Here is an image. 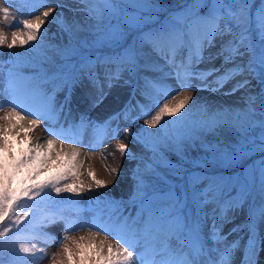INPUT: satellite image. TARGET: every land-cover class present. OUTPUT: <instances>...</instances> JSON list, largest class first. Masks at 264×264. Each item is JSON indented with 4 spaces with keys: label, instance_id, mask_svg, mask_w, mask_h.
Masks as SVG:
<instances>
[{
    "label": "snow or ice",
    "instance_id": "1",
    "mask_svg": "<svg viewBox=\"0 0 264 264\" xmlns=\"http://www.w3.org/2000/svg\"><path fill=\"white\" fill-rule=\"evenodd\" d=\"M108 2L110 4V0ZM4 3L8 6H0V24L10 29H17L11 31L10 41L8 33L0 29V47L6 46L8 49L17 45L28 46L31 42L37 41L41 36L42 25L55 10L54 7H49L34 20L13 18L10 22L13 9L17 13L22 11L16 6L21 3V0H4ZM241 4L243 5V0ZM60 6L56 5V7ZM210 7L211 11L207 15L203 14L202 9L199 14L174 17L167 26L159 29L141 30L137 37L138 45L133 43L124 50L122 55L105 61V77L109 87L112 86L113 81L120 80L125 72L129 73L131 78L140 71L147 72L158 68L159 65L155 61L141 63L148 53L163 60L179 81L190 80L193 77L207 80L209 76H215L214 83L223 87L224 84L240 76L244 79L236 81L233 91L247 87L251 82L250 78L256 72L257 51L249 40V26L244 16V7L233 8L231 5H226L223 0H216ZM60 23L62 29L69 33L76 30L75 24L63 20ZM141 23L143 18L130 21L127 26L138 28ZM256 28L257 34L262 38L258 57L260 70L258 78L264 84V12L257 17ZM110 35L116 39L123 36V33L117 32ZM218 40L221 41L219 46H217ZM145 48L148 52L144 51ZM181 53L183 56L178 60L177 57ZM206 53L209 62L220 60V67L199 70L196 66L205 60ZM61 54L67 55L66 52ZM99 64L98 61L97 65ZM86 72L88 78L95 83L96 66H87ZM37 75L41 74L38 72ZM53 76L58 81V85L68 87L65 101L70 102L72 86L79 82L80 76L75 72L63 71L53 72ZM47 79V72L43 73L40 82L33 81L27 84L20 83L18 77H13L11 86L13 98L7 104L0 102V110L10 107L9 111L0 116V251L4 245L2 238L12 231L13 226L21 225L30 214H33L31 209L38 203L37 198L43 199L48 196L49 190L55 192L57 196L64 192L79 195L85 190L83 183L77 187L74 182H68L70 179L74 181L80 175L79 168L83 166V163L77 160L78 152L68 153L63 148L57 150L52 139L41 144L39 141L33 143L29 136H25L23 141L16 140V137L12 136V130L17 126L21 131L30 132L39 126L40 120L49 118L53 110V100L50 95L41 91V82ZM181 87H190V85L181 83ZM140 91L146 98H152L153 93H156L164 96L166 101L169 97L171 99L162 104L158 101L156 104L158 110L150 119L144 120L147 128L157 129V132L147 133L146 129L143 130L146 135L155 139L151 142L152 156L142 166L143 171L136 173L133 202L138 201L140 204L137 216L123 219L118 217L111 224H80L79 227L96 228L97 231L88 237L79 238L80 241L88 240L87 244L73 240L75 251L66 242L62 243V252L53 254L51 264H76L74 257H78L79 264H132V257L138 245L143 248V252L138 254L143 264H209L207 260L202 259L205 254L204 245L195 243L186 236L185 226L180 216L168 211L169 208L174 209L180 203V194L173 184L179 181L185 186V193L191 194L199 211L204 212L207 205H213L211 209L212 236L219 237L217 219L221 222L227 221L229 211L242 206L240 200L234 199L230 194L226 196V189L231 184V178L226 181L222 176L208 175L207 155L203 158H189L186 155L187 148L196 150V142L192 141L188 144L185 139L177 138L169 130L170 124L181 123L182 110L191 101V95L185 94L182 98H178L175 93H169L167 87L155 77L151 79L146 77ZM24 97H28L29 102H25ZM101 99L102 97H98V102ZM249 100L254 102L252 97H249ZM140 108V115L145 114L147 106L143 105ZM131 112L132 109L126 105L122 112L116 114L115 119H119L121 115L125 119L139 118V115L132 116ZM28 116H34L36 119L30 120L27 125L21 124L20 122ZM166 117H176V120H166ZM105 123L108 124L109 121ZM114 131L118 132L119 128ZM19 135L20 133L17 132L16 136ZM49 135H59V133L49 131ZM187 139L190 140L191 137ZM16 143L22 144L19 150L15 147ZM258 146L264 153V135L261 136ZM166 149L177 156L176 161L168 158ZM199 150L205 154L211 153L212 159H215L217 164L231 166L240 158L242 152L246 153L250 149L244 145L241 151H229L210 143H200ZM118 151L122 155L126 154L127 145L120 143ZM111 171L116 172V169ZM259 172L264 182V158L260 160ZM88 175L97 186H104L103 181L96 179L94 172L89 170ZM149 176L166 186V191L160 192V196L166 199L157 200L154 196L148 195L146 191L148 184L145 180ZM170 178H172L171 183ZM91 187V184L87 185L88 190H91ZM30 201L33 203L28 205ZM161 204L164 207H160ZM25 205H28L27 210L17 215L18 209ZM208 215V212H204L205 219ZM51 222H55V219L53 218ZM261 223H264V203L260 206L259 217L257 218L254 213L250 214L246 225L249 237L245 248L244 264H257L256 257L259 251L264 250V237H260L257 233L258 225ZM74 226L66 224L65 233L72 230ZM101 232L105 234V239L96 243L95 237ZM109 235L116 240L115 245L107 241ZM68 239L70 237L67 235L62 237V241ZM18 248L20 253L33 256L38 251L34 245L29 247L25 243L19 244ZM230 254V248H226L218 259L211 261V264H230L227 259ZM18 261L23 264L20 257L11 261L10 264H18ZM0 264H3L2 260Z\"/></svg>",
    "mask_w": 264,
    "mask_h": 264
},
{
    "label": "rangeland",
    "instance_id": "2",
    "mask_svg": "<svg viewBox=\"0 0 264 264\" xmlns=\"http://www.w3.org/2000/svg\"><path fill=\"white\" fill-rule=\"evenodd\" d=\"M21 0L16 6L22 10H28L30 4V19L36 13V9L42 4H56L61 5L56 7L51 15L45 20L42 25L41 36L35 42H31L30 45L20 47L15 46L12 49L5 47H0V65L8 67L12 65V59L14 57L22 60V64L29 65L30 67L45 68L52 64L56 59L61 57V53L70 47H73L80 43H85L92 40L91 43L100 44L107 43L111 45L112 43H120L124 40L128 33L131 32L130 27L127 26L128 22L137 20L138 17L134 14L123 12L127 8L126 6L135 4L139 2L143 7L145 6H157V9L161 8V4L167 0ZM129 3H128V2ZM216 0L209 1L208 5H212ZM226 5H231L233 8L244 7V16L247 19L249 26V40L254 45L257 51V61H256V72L253 77L250 78V84L245 88H240L233 91L234 85L237 80H242L244 77H236V79L229 81L224 84L223 87L217 86L215 83V78L208 77L207 80L197 79L195 77L190 80L179 81L176 79L175 74L172 73L171 69L163 68L158 70V74L155 78L159 79L168 89L169 93H175L178 98H182L185 94H190L192 99L185 109L182 110V121L180 124L169 125V130L171 133L177 136V138L185 139L186 143L191 144L192 141L196 142V150L189 147L187 148L186 155L189 158L194 157H205L208 156L209 164L208 166H214L215 168H220V170H226L231 168L227 164H217L215 159H212L211 153L205 154L199 150V144H212L219 148L225 150L232 149L236 151H241L244 145H247L250 149L246 153H241L239 159L232 166L237 165V163L243 159L254 157L258 159V155H264L259 149V141L262 135H264V84L260 82L259 77V51L261 48L262 38L257 34L256 20L260 13L264 12V0H243V5L241 0H223ZM138 4V3H136ZM160 4V5H159ZM205 5V3H201ZM125 7V8H124ZM211 8V7H210ZM14 10V9H13ZM17 13V12H16ZM19 15V13H17ZM26 14H29L26 12ZM24 18V15H20ZM67 21L70 24L76 25V30L73 33H69L62 29L61 21ZM108 25H111L108 27ZM108 27V28H106ZM0 29L6 31L9 35V41L11 40V30L0 24ZM238 31V29H234ZM104 32H107L103 38H99ZM122 32L123 36L113 39L110 34ZM221 41H217V46ZM87 44V43H85ZM215 51V49H212ZM12 54V56H11ZM10 57V58H9ZM205 60L198 64V69L201 71L209 70L211 65H217L220 67L221 61L214 60L209 62L207 59V54ZM12 58V59H11ZM9 63H7V62ZM153 62V60H151ZM214 66V67H215ZM167 67V66H166ZM230 67V65H229ZM31 74H37V71L31 70ZM171 73V74H170ZM133 76L130 78L129 73H124L122 76L123 81H119V84L124 82V98L123 92L120 85H117L113 90L107 91V95L97 103L90 104L89 101L80 100L79 106L84 107L85 111L90 112L92 115L96 113L103 114L106 113L111 115L113 113V108L119 101V108L123 105L125 106L130 98L133 97V91L126 89L128 84H131ZM127 81V83L125 82ZM116 82L112 83L115 84ZM181 83L185 85H190V87H181ZM42 87V86H41ZM49 91V89H46ZM45 90V91H46ZM118 92V93H115ZM56 97V95H55ZM144 97V96H143ZM249 97L254 98V102H250ZM122 98V99H121ZM148 103H139L136 101V106L140 109V106L146 105L147 111L145 114L140 115L138 113V119L129 120V137L126 143L128 151L126 154L122 155L118 151L119 145H110L109 150L104 151L103 148L106 145L102 140V133H99V128L94 129V131L89 134L83 129L75 128L76 131L81 132L83 135H79L77 132H73L70 124L65 122H59L60 127L52 128V120L54 118L53 112L49 114L48 119H42L33 131L25 132L21 131L19 126L12 130L15 137L16 133H23L24 136L31 137L33 139H41V142L45 144L48 140L45 137L47 131H43V127L49 126V129H55L58 132L63 133V139L54 140L55 149L63 148L65 152L71 153L73 151L78 152L79 155L77 160L83 163V166L79 168L80 175L74 181L70 179L68 182H74L77 187L81 183L85 185V190L79 194L71 193H61L59 196L55 192L49 190V195L43 199L37 198V207L40 205H59L63 204L60 209L61 213H57L54 210L50 214L35 216L34 213L30 214V223L28 218L21 223L19 226H13L12 231L4 238V245L2 251H0V260L3 264H10L11 261L17 257L22 258L23 264H51V257L54 253L62 252V243H67L75 251V245L73 240L78 241L83 244H87L88 240L80 241L81 236L88 237L91 233H95L96 228L79 227L80 224L91 225L93 223L98 224H111L114 223L116 218H135L138 213V208L122 212L115 206L113 200H122L129 198L133 195L136 173L143 171V165L147 163L149 157L152 156L151 152V142L155 137H150L144 133L146 129L147 133H155L157 129L147 128L144 125L145 119H150L157 109L156 104L159 101L161 104L163 102H169L165 100L164 96L153 94L152 98L144 97ZM25 102H28V97H24ZM106 101L104 102V100ZM57 99L53 101V105L56 106ZM104 102V103H103ZM109 102V103H108ZM103 103V105H102ZM108 103V104H107ZM4 114L0 113V116ZM34 118V116H30ZM166 120H176V117H166ZM32 120V119H30ZM28 120L21 121V124L27 125ZM42 122L46 123L42 126ZM119 132L120 129H119ZM118 134H121L119 133ZM191 137V139H187ZM108 139H113L114 135H107ZM67 139H71L74 143L67 142ZM66 144V145H65ZM233 146V147H230ZM167 156L173 161L177 160V156L173 155L170 150H167ZM55 155V152H53ZM253 160V161H254ZM252 161V162H253ZM259 165H252L242 169L241 174L230 177L231 184L226 190L232 188L237 189V195L233 197L234 199L240 200L242 204H246L248 201V196L250 192L253 191L256 186H262V178L259 172ZM112 169H116V172H112ZM89 170L94 172L96 179L104 182V186H97L92 178L88 175ZM166 171V170H162ZM223 173V172H222ZM224 175V174H223ZM222 176V174L218 175ZM227 181L228 178H225ZM247 183L245 184V181ZM155 179L148 177L145 180L146 184L154 182ZM91 184V190L87 189V185ZM203 187V185H200ZM107 199H112L106 201ZM163 200V198L161 199ZM33 202H28V205ZM193 204L195 202L193 200ZM28 205L23 208L18 209L17 215L21 214L22 211L27 210ZM164 207V205H159ZM180 204L176 205L174 209L169 208L168 211L173 212L174 215H179L180 218L183 217L182 221L185 226V235L188 236L193 242L198 243L201 238L206 242H210L213 248L216 249V253H219V249L224 245L234 244L232 248V256L229 259L230 264H236L238 260L245 261V248L247 245L249 232L243 233L240 241L231 239L230 237H225V233L231 226V221L241 220L240 217H244L247 212H239L237 217L232 218L231 214H228V220L225 224L228 227H223L220 229L219 237L212 235H202L200 233V226L204 223L195 221V214H200L204 222L210 220L208 216L207 219L204 218V212L210 213L213 205L209 204L204 208V212L199 211L196 207V212L190 211L186 212L185 221L184 216L181 215L179 208ZM33 212V208L31 209ZM122 212V213H121ZM55 222H51L52 219ZM63 223V225H59ZM231 223V224H230ZM236 223V233H240L243 228ZM66 224L75 225L72 230L65 233ZM260 227L262 224L259 225ZM30 228L34 229L32 235H26L30 233ZM35 232H39L38 235L42 237H36ZM260 237H264V228L261 231H257ZM67 235L70 237L67 241H62V237ZM105 239V234L101 232L95 237L96 243ZM36 242H41L47 244L41 246L36 244ZM107 241L111 242L113 245L116 244V240L113 236L109 235ZM25 243L27 246L32 247L33 245L38 250L33 256L32 254H25L19 252V244ZM175 245V241H173ZM200 244V243H199ZM123 247V245H121ZM49 249V250H48ZM132 250V249H129ZM143 252L141 246H137L132 257V264H143L142 259L138 255ZM262 256V257H261ZM59 258V257H58ZM215 257L214 259H218ZM76 264H79L78 257H74ZM202 259L207 260L211 264V259L206 254ZM257 264H264V250L259 251L257 257ZM18 264L20 262L18 261Z\"/></svg>",
    "mask_w": 264,
    "mask_h": 264
},
{
    "label": "trees",
    "instance_id": "3",
    "mask_svg": "<svg viewBox=\"0 0 264 264\" xmlns=\"http://www.w3.org/2000/svg\"><path fill=\"white\" fill-rule=\"evenodd\" d=\"M116 1L118 2V0H116ZM209 1L210 0H167L161 4V6H160L161 8H159V9H157V6L152 7V5H151V6L143 7L142 4H140L139 2H136L138 4H136V3L131 4L127 1L129 3V5L126 6L127 9L123 12H127V13L131 12V13H136L141 17H148L147 22H149V25L153 26V25H157L160 22L171 20L174 17H181L183 15L185 16V15L199 14V13H201L202 9H203V14L207 15L208 11L210 12L211 8H210V6L205 7V5H208ZM211 1H213V0H211ZM201 3H205V5L198 8L197 6H199ZM188 5H191L189 7L190 10L186 9ZM169 16H170V18L167 19L166 17H169ZM148 30L149 29H146L144 27V29L142 31H148ZM139 31H141V30H139ZM230 147H233V146H230ZM233 148L230 150H233ZM238 163L239 164L237 167L239 169H241L243 163H246V159H243V160L239 161ZM230 167L232 168V165ZM232 169H234V168H232ZM160 183L161 182H159L157 180L150 183L148 185V187H150L148 189V191H154L158 187H161Z\"/></svg>",
    "mask_w": 264,
    "mask_h": 264
},
{
    "label": "bare ground",
    "instance_id": "4",
    "mask_svg": "<svg viewBox=\"0 0 264 264\" xmlns=\"http://www.w3.org/2000/svg\"><path fill=\"white\" fill-rule=\"evenodd\" d=\"M12 136H15L14 133L12 134ZM24 138H25V136L23 135V133H21V134L19 135V137H16V140L23 141ZM41 139H43V137H41V138L38 139V140L33 139L32 142L35 143V142L39 141V143L44 144V143L41 142ZM21 146H22L21 143H16V144H15V147H16L17 150H19Z\"/></svg>",
    "mask_w": 264,
    "mask_h": 264
}]
</instances>
